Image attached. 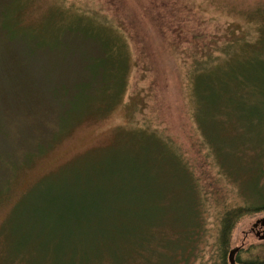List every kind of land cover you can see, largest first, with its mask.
Segmentation results:
<instances>
[{
	"label": "trees",
	"instance_id": "16d2710c",
	"mask_svg": "<svg viewBox=\"0 0 264 264\" xmlns=\"http://www.w3.org/2000/svg\"><path fill=\"white\" fill-rule=\"evenodd\" d=\"M65 9V18L59 15V29L51 39L37 41L36 33L21 36L20 18L0 25V57L11 60L6 71L15 81V86L6 91L15 98L16 106L23 105L31 124L35 122L26 128L30 136L36 141L39 128L48 134L42 142L44 151L71 130L85 108L92 112L89 109L95 104L94 112L107 114L121 102L131 66L119 21L74 2ZM66 12L72 15L66 17ZM228 34L213 46L194 45L198 49L190 53L195 60L191 96L196 118L204 139L211 142V127L222 123L215 115L223 112L226 122L231 123L232 117L225 111L243 107L252 85L264 84V22L256 38L234 27L228 29ZM41 57L46 63L41 67L43 77L39 83H34L30 75L19 77L28 74L30 64ZM53 106L57 109V127L50 130L41 112L46 114ZM209 121L212 126L203 127ZM131 132L135 142L129 148L111 146L62 165L73 163L75 167L82 160H92L80 167L81 173L87 167V173L103 176L97 182L88 175L78 177V184L73 178L57 184L50 181L37 194L16 200L0 227V264H264V241L243 248L234 244L238 224L264 212L258 173L250 174L248 165H234L220 157L222 175L232 177L241 170L245 180L250 181L252 176L254 182L245 185L254 184L250 187L257 200L225 207L218 214L213 251L205 259L201 253L206 242L202 222L210 198L198 192L201 183L191 164L162 135ZM106 154L100 165L92 164ZM170 164L186 177L190 195V221L178 238L158 232L170 214L165 207L169 201ZM84 232L90 233L88 238L79 237Z\"/></svg>",
	"mask_w": 264,
	"mask_h": 264
},
{
	"label": "rangeland",
	"instance_id": "374dc122",
	"mask_svg": "<svg viewBox=\"0 0 264 264\" xmlns=\"http://www.w3.org/2000/svg\"><path fill=\"white\" fill-rule=\"evenodd\" d=\"M71 2L87 10L104 12L112 21L120 22L131 65L128 86L121 102L107 114L94 112L95 104L89 109L92 112L85 108L86 113L82 112V118L73 123L71 130L44 151L42 142L48 134L39 128L36 141L30 136L26 128L35 122L31 124L24 115L23 105L16 106L15 98L6 91L15 86L6 71L12 62L6 56L0 57V190L5 193L0 198V227L18 198L23 200L30 193L37 194L46 182L57 184L73 178L78 184V177L88 175L93 182L103 177L87 173V167L81 173L80 167L89 164L92 161L89 159L75 167L73 163L66 167L63 164L88 153L94 156V152L101 153L111 146L129 148L135 142L131 130L154 132L169 140L173 150L191 164L201 183L198 192L210 198L206 220L202 222L206 242L201 250L202 256L209 258L217 234L218 214L225 207L257 200L250 187L254 184L245 185L254 182L252 176L250 181L245 180L246 174L241 170L232 177L222 175L220 157L234 165L241 162L248 165L250 174L260 175L259 185L264 191V84L252 85L243 107L224 110L232 117L231 123L226 122L223 112L215 115V119L222 121L216 127H211V121L204 123L203 127H211L210 143L203 137L204 130L196 118L197 109L191 96L195 60L190 53L198 49L194 45L220 43L229 37L230 27L256 38L260 23L264 22V13L258 14L264 12V0H0L3 13L0 25L20 18L21 36L36 33L37 41L44 37L51 39L59 29V18H65L63 11ZM69 15L72 14L66 12L65 16ZM45 63V58H39L37 63L30 64L28 74L19 77L25 79L30 75L34 83H39ZM71 72H74L72 67ZM54 108L46 114L41 112L43 119H48L49 123H45L50 130L57 127ZM146 128L150 130L142 131ZM107 157L106 154L92 164L100 165ZM168 173L169 201L165 207L170 214L158 232L178 238L190 221L189 188L186 177L171 164ZM262 234L264 212L248 216L238 224L234 244L242 248L258 244L264 241ZM89 235L84 232L79 237Z\"/></svg>",
	"mask_w": 264,
	"mask_h": 264
}]
</instances>
